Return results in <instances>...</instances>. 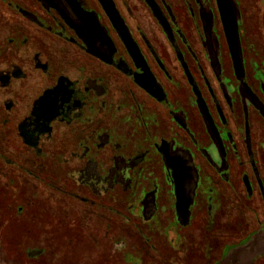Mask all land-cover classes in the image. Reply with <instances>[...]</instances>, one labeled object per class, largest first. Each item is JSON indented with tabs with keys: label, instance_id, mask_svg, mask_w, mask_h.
<instances>
[{
	"label": "flooded vegetation",
	"instance_id": "obj_1",
	"mask_svg": "<svg viewBox=\"0 0 264 264\" xmlns=\"http://www.w3.org/2000/svg\"><path fill=\"white\" fill-rule=\"evenodd\" d=\"M239 1L245 78L257 94L248 106L217 0H78L83 8L0 0V171L6 165L9 183L26 184V213L35 201L50 204L42 221L70 219L77 228L90 227L92 237H110L117 222L121 232L134 234L133 223L142 250L158 246L143 225L152 227L159 244L188 257L183 227L203 207L206 218L221 205L248 209L244 219L252 216V230L223 243L214 260L207 231L198 235L203 264H223L228 249L264 232V210L251 207L264 205V137L253 139L255 121L264 132V0ZM170 149L195 151L200 167L201 187L186 223L165 159ZM239 168L244 194L234 185ZM149 190L156 202L146 209ZM171 223L177 243L166 235ZM25 231L47 235L42 226ZM98 246L109 255L107 244Z\"/></svg>",
	"mask_w": 264,
	"mask_h": 264
},
{
	"label": "rangeland",
	"instance_id": "obj_2",
	"mask_svg": "<svg viewBox=\"0 0 264 264\" xmlns=\"http://www.w3.org/2000/svg\"><path fill=\"white\" fill-rule=\"evenodd\" d=\"M230 1L231 7L227 4L229 8H223V0H217L224 21V38L228 42L229 52L235 65L234 71L238 74V79L243 78L245 80V85H241L243 92L239 94L242 103L248 106L250 102H254L257 94L245 78L247 61H245L246 56H244L245 54L241 43V36L244 33L242 29L243 19L240 1ZM207 27L206 30L209 31L208 36H210L212 34L211 25L207 24ZM256 33H258L257 29ZM258 74L256 78L262 82L261 73L259 72ZM231 98L233 97L231 96ZM254 125H257L256 121ZM255 126L253 139L255 137L257 141L260 139V136L264 137V132H261L259 125L258 127ZM240 146L241 150H245L242 144ZM195 153V151L189 152L187 149H170L165 153L167 165L173 170L175 189L177 185L178 214L184 223L190 219V207L194 203L197 189L201 187L198 177L200 167L194 161ZM243 158L245 159L244 151ZM64 168L58 169L57 171L60 172ZM262 170V179L264 181V162L262 163ZM238 171L236 170L234 178L237 175L240 177L235 179L234 185H239L240 191L238 192L244 194L247 193V184L244 180V174L241 173L242 169L239 168ZM0 172L3 175L0 176V264H200L199 261L202 258L199 260V257L202 255L198 249L199 245L195 243L200 238L198 235L205 234L204 231H207L206 239L210 246L209 250L211 248V257L214 260L223 243L239 239L243 231L246 234L252 230L250 223L254 225L252 216H249L251 217V222L245 221L244 219L247 213H251L246 208L237 210L233 207L221 205L217 209L213 207V210L211 209L212 212L211 210L209 212V217L206 218L208 214L203 207L200 212L202 214L201 217L194 220L189 226L183 227L186 228L183 234L188 232L186 238L191 245L189 246L192 252L189 254L190 256L188 255L187 257V254L184 256L181 251H174L164 242L163 245L159 244L158 240L160 239V235L157 233L158 231L144 225V230L148 233L151 244L154 245L157 243L158 246L153 248L146 246L142 250L139 248L138 234L135 232L133 223H131L133 226L130 229H133L134 234L128 232V228L124 232H121L120 228L122 226L117 222L112 227L113 230L111 231L110 237H107L102 232V234L93 235V238L92 236H87L89 234L86 235V233H90V227L78 225L77 228L75 223L70 219L65 221L61 219L60 221V219L55 218L54 222L42 221L40 218L42 211L46 209L52 211L50 204L47 207V205L42 206L40 201H35L32 203L28 211L29 213H26L28 209L26 195L29 192V189L25 187L26 184L24 182L17 183V181L9 183L6 177L12 174V172H10L9 167L6 165ZM157 175H161L162 177L159 169ZM252 183L259 188L256 179ZM230 192L229 190V195L226 194L229 197L240 195L237 193V190L235 192V189L233 195ZM143 195H145L142 202L144 208L148 209L151 205H155L156 196L154 190L144 191ZM122 206L125 208L127 205L123 202ZM246 206L248 208V205ZM251 207L257 208L256 212L260 211L259 214L262 213V209L264 210L263 204H254ZM262 220L264 222V219ZM165 223V219L159 220L161 230H164ZM40 226L45 229L46 236L36 234L31 236L27 235L25 231L26 227L35 231ZM92 227H95L94 224ZM78 229L82 232H77ZM165 229L170 241L177 243L178 234L175 232V225L171 223ZM201 229H203V233H198ZM217 231H220L224 239L216 236L215 233ZM195 234L196 237H193ZM96 239H99V242ZM99 243L101 246L104 244L108 245L109 255L105 253L103 247L100 248L98 246ZM126 250L130 253H127V256L125 254L123 260ZM226 254L227 257L223 264H264V232L249 237L245 242L238 245L236 249H228ZM204 262L203 258L202 264Z\"/></svg>",
	"mask_w": 264,
	"mask_h": 264
},
{
	"label": "water",
	"instance_id": "obj_3",
	"mask_svg": "<svg viewBox=\"0 0 264 264\" xmlns=\"http://www.w3.org/2000/svg\"><path fill=\"white\" fill-rule=\"evenodd\" d=\"M54 1L56 4H58L57 0ZM58 1H59V6H61L62 8H82L77 0H58ZM227 4L229 5V7H231L230 0H223V8H229L227 7ZM176 190H177V185H176ZM178 205L179 202H177V206Z\"/></svg>",
	"mask_w": 264,
	"mask_h": 264
},
{
	"label": "crops",
	"instance_id": "obj_4",
	"mask_svg": "<svg viewBox=\"0 0 264 264\" xmlns=\"http://www.w3.org/2000/svg\"><path fill=\"white\" fill-rule=\"evenodd\" d=\"M78 1V0H77ZM80 4V3H79ZM81 7H82V5H81ZM83 8V7H82Z\"/></svg>",
	"mask_w": 264,
	"mask_h": 264
}]
</instances>
